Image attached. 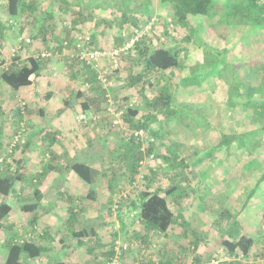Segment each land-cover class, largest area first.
<instances>
[{
  "label": "rangeland",
  "instance_id": "374dc122",
  "mask_svg": "<svg viewBox=\"0 0 264 264\" xmlns=\"http://www.w3.org/2000/svg\"><path fill=\"white\" fill-rule=\"evenodd\" d=\"M4 4L6 0H0V23L5 30L4 37L0 39V57L5 56L8 61L13 62L12 49L20 40L29 37L31 43L16 54L21 61H28L31 56L46 49L47 44L41 38H34L29 28L20 32L18 22L12 26V18L2 7ZM72 9L73 14L68 19L70 25L71 21L78 17V13L83 14L87 20L86 25L81 28L85 27L87 34L95 33L97 42H101L106 49H111L117 44L115 37L128 35L131 31H139L138 27L129 22L126 23L127 28L118 27L117 23L124 13L130 18H136L139 24L145 23L144 29L137 32L138 35L134 37L135 41L143 35L146 36L147 42L151 41L154 46L165 42L166 46L173 47L182 38L192 35L193 43L188 44L190 48L184 57V67L168 73L163 80L182 87V93L175 103L177 114L163 123H159L161 118L156 120L158 121L156 124H151V127L160 129L159 136L155 137L154 141V157L146 155L135 177V183L132 186L126 184L125 187L129 177L135 175L132 172L134 165L132 158L124 156L126 144L121 140L110 148L105 141L106 134L101 133L102 128L98 129L94 124H84L79 121L82 108L76 93L81 87V80L76 79L78 71L66 63L65 53H61L51 59L48 68L35 84L24 88L22 92L11 89L9 95L6 88L10 86L2 82L0 97L6 102H11L12 93L15 92L16 104L23 111H26L27 105L32 109L28 112L31 122L23 123L26 131L16 149L12 152L8 151L17 130H14L11 137L5 135L2 140V144H6L5 152H0V157H5L3 170L7 169L5 166L9 163L8 166L14 171L20 159H23L26 163L27 160L37 163L33 167H37L40 171L42 165H47V159L52 153H57V160L61 161L59 166H62L58 170L64 172L51 171L42 178L53 182V189L59 191L61 196L58 201H50L45 205L49 206L46 207L47 210L56 209L60 221L68 222L70 218L68 204L75 205V203L68 201V204L66 202L63 206L65 199L68 198L65 191L69 189L71 184L69 181L72 178L83 180L75 172H65L63 166L70 160L69 158L78 154L75 148L79 151L85 139L90 137V146L80 151L83 156L80 160L93 164L100 168L101 172L108 170L105 176H98L105 177L113 185L112 192H108L107 187H104L102 192L96 189L97 199L103 201L106 196L115 192L113 187L117 190L119 185L123 186L120 189L122 191L114 195L112 201L114 209L112 211L110 208L106 209V219L102 221L105 223L96 217H90L86 211L81 213V220L74 217L71 221L75 228L81 223L83 228L92 230V235L88 238L95 236V242H88L90 250H87L88 256L95 257L92 262L100 264L103 261L104 243L119 240L123 245L128 243V247L123 251L122 264H147V260L150 264H157L163 256L173 258L176 264H196L195 257L205 254H210V257L215 255L214 259L220 258V264L233 262L264 264V162L260 161L264 151L255 148L259 127L252 118L255 114L254 106L240 104L245 94L248 102L254 101L252 87L260 86L262 93L264 92V70L260 68L261 62L264 63V0H213V7L207 14L190 15L185 24L176 21L171 3H162L161 0H75ZM58 13L59 11L56 12ZM57 19L59 27L62 24L59 15ZM166 32L168 35H165ZM101 33H104L102 38H100ZM130 43L132 40H128L120 48L125 49ZM261 58L262 61L259 60ZM125 63L126 58L124 60L121 57L120 67ZM97 64L99 74L104 75L112 71L111 63L107 58L100 59ZM8 65H10L8 62L0 65V71L9 67ZM74 73L76 77L73 76ZM124 75L122 71L121 79H118L115 73H111L110 87L105 88L109 90L115 107L118 101L125 97H128L125 103L139 105L140 112L135 118L138 123L149 109L138 96L137 91L128 88L125 84ZM48 92H53L51 93L53 96L46 98ZM68 97L71 106L67 108L65 100ZM44 103L46 104L43 105ZM41 108L48 112L41 115L39 112ZM1 116L0 127L3 129L4 113ZM122 123L121 117L120 124L123 125ZM14 124L16 127L17 120ZM118 127L115 131L119 133L127 131V127L123 128L120 125ZM90 131L92 134L88 135ZM55 134L59 142L56 144V141L50 147ZM113 134L110 133L107 137L110 138ZM132 134L133 131L128 132V136L131 137ZM237 134L241 135L235 136ZM99 135H104V138H98ZM224 135L230 136V142L222 146L223 148L217 147L218 142L224 141ZM96 136L97 141L92 142L93 137ZM149 139L154 137L146 133L142 146L146 148L151 141ZM27 141H30V144L24 149ZM111 141L114 143L113 138ZM182 144L187 146V149L179 150L183 151L182 154L190 150L189 146L192 151H198L199 154L196 157L191 155L187 159L197 171V175L195 177L189 173L185 181L173 176V170L168 168L170 166L165 156L169 154L167 148L176 150V147L179 149ZM130 145L132 152L137 151L135 142H131ZM111 152L113 157L109 155ZM207 154L209 156L204 158ZM126 159H130L128 165ZM30 164L32 166V163ZM3 170H0V173ZM143 175L153 178L149 181L150 187L153 188L161 187L166 190L172 185L177 186V190L168 197V202L175 212L176 222L167 235L147 231L140 222L139 211L131 206V199L139 200L140 186L148 183ZM26 191L27 189L24 190L25 193ZM252 192L253 196L249 197ZM25 196L27 197V195L20 196L19 200L22 201ZM106 200L111 199L108 196ZM7 201L11 204L14 202L11 197L7 198ZM222 212L226 213L227 217L223 223H220L219 215ZM8 217L10 219L12 214ZM121 220L125 223L124 229L121 228ZM72 226L68 230H73ZM232 229L235 231L233 232L235 237L241 233L254 236L257 252H254V247L247 255L241 254L235 258L226 255L225 248L220 247L216 241ZM2 230H4L2 234L6 233L9 242L19 239L15 231L6 232L7 227L6 230L5 228ZM102 230L106 232L103 234ZM115 230H120L116 239L112 235ZM66 231L54 234L51 243L62 239L59 244L76 245L75 241L72 242L71 233ZM138 233L142 237L145 234L148 242L146 245L140 235L136 237ZM1 247V255H5L6 249L3 245ZM62 251L64 252L62 254L68 257L69 247ZM132 252L136 254L135 259L126 263V256ZM216 262L217 260L209 264ZM26 263L39 264V261L37 258L28 259Z\"/></svg>",
  "mask_w": 264,
  "mask_h": 264
},
{
  "label": "trees",
  "instance_id": "16d2710c",
  "mask_svg": "<svg viewBox=\"0 0 264 264\" xmlns=\"http://www.w3.org/2000/svg\"><path fill=\"white\" fill-rule=\"evenodd\" d=\"M161 1L162 3H171L173 15L176 21L184 24L188 22L190 15H205L213 7V0ZM74 2L75 0H6V4H4L2 7L9 17L12 18V26L16 25L17 22L19 23L18 29L20 32L28 30L29 28L30 33L34 38H41L47 44L46 49L53 51L59 50L60 53H65L64 56L66 63L78 71V77L75 76V73L73 76L76 77L77 80H81V87L76 93V97H79V102H81V113H91L92 115L97 116L96 119H91L89 124H94L98 129L102 128L101 133L104 132V134H106L107 139H105V141L110 148H112L115 143L124 140V144H126L124 146L126 148V153L124 156L126 158H132L134 162V165H132V172H134L135 175L133 174L127 181L128 184L132 186L135 183V177L140 171L139 168L141 167L146 155H150V157L153 155L154 157V141L156 140L155 137L159 136L160 129L151 127V124H156L158 122L156 120L161 118L162 120L159 123H163L177 114V106L175 103L182 93V87L177 84H173V82H166L163 80L164 77L168 75V73L173 72L180 67H184V57L186 54H188V48H190L188 44L192 45L193 43L191 38L192 35H187L185 38H182V40L177 42V45L173 47L166 46L165 42L159 46H154L151 41H149V43L147 42L145 39L146 36L141 35V37H138L136 41H134L131 47L121 53L119 58L120 60L121 57H123L124 60L126 58V63L115 70L112 69V71L105 73L104 76L109 82L112 80L111 73H115V77L121 79L120 74H122V71H124L125 75L123 77V81L128 86V88H134L137 91L138 96L143 100L149 111L144 114L143 119L140 118L139 122L137 123L135 118L139 115L140 107L135 103L131 105L125 103V100H128V97H125L119 100L118 103L116 102L117 110L121 113V117L123 119V125L120 123L116 124L114 122L115 116L108 114L109 90L103 86L99 74L100 72L95 69L91 63L79 60V58L75 55L77 47L73 43L72 34H87L88 32L85 27L81 28L83 25H86L85 21L87 20L86 16L83 14L78 13V17L71 21V25L68 22L69 17H71L70 15L73 14L72 8ZM57 11H59L58 14H56ZM58 15L62 22L59 27L57 24ZM137 21L138 20H136V18H130L124 13L117 25L118 27L127 28L128 25L126 26V23L129 22L132 25L138 27L139 31H142L145 27V23L139 24ZM1 25L2 24L0 23V39L5 35V30L3 29L4 26ZM139 31H131V33L128 35L115 37L117 44L112 48H120V46H123L128 40L135 39L134 37L138 35L137 32ZM89 35H91L90 46L93 48L105 47L101 45V42H97V35L95 33H89ZM102 35H104V33H101L100 38H102ZM165 35H168V32H166ZM64 41H67L68 45L63 44ZM46 49H42L41 51ZM16 56L17 55L13 56L12 64L9 67L4 68L0 73V79L9 84L15 90L33 85L43 74L44 70L48 68L52 59L37 58L36 55H33L28 59V61H21V58ZM259 60L262 61L263 58ZM263 64L264 63L261 62L260 68L264 70ZM252 89L254 91V101L248 102L247 94H245V97H242L240 104H244L248 107L254 106L255 114L252 118L259 127V129H257L255 148L258 151L259 149L264 151V92L262 93L260 86H254ZM51 93L53 92H50V96ZM65 104L67 108L71 106L70 97L66 98ZM22 111L23 109L20 110L19 115L21 119L17 123L15 130L24 128V131H26V126L24 127L23 125L25 121L23 116H21ZM119 125L123 128L127 127V133H119L118 131H115L116 128H119ZM139 129H144L146 133H150L154 137L152 140L149 139L151 141L146 148L142 146L144 142V136L142 137L136 135V131ZM130 131L134 132L131 137L128 136V132ZM110 133L114 134L108 138L107 135ZM56 134L52 137L50 147L57 141ZM238 135L241 134H237L235 136ZM229 137L230 136L224 135V141L218 142L217 147H222L225 146V144H228V142H230ZM98 138H104V135H99ZM98 138L97 136L93 137L92 142L97 141L96 139ZM112 138L114 143L111 141ZM131 142H135L137 151L132 152L130 149ZM29 144L30 141H27L24 149L27 148ZM181 146L179 149L176 147V150H170V148H167L169 150V154L165 156L170 166L168 168H171V171L173 170V176L185 181V179H188L189 173L195 177L197 175V171L193 169L187 159L190 158L191 155L196 157L199 154L198 151H192L191 146H189L190 150L185 153L186 155L182 154L183 151L180 152L179 150L187 149V146L185 144H182ZM224 149L229 150L230 148L224 147ZM109 155L113 157L112 152ZM57 156V153H52V156L47 159V165H42V170L40 171L37 167L26 165V163H24L25 160L23 159H20L19 165L14 171L8 166L9 163H7L5 166L7 169L0 173V196L6 197L13 193L18 182L29 179L31 181L30 184L37 185L41 182L42 177L47 173L61 169L62 166H59L61 161H59V159L57 160ZM208 156L209 154L205 155L204 158ZM128 160L130 159H126V164L128 163ZM260 161L262 163L264 162V156L260 157ZM63 167L65 172H75L82 180L88 183L93 182L99 171L96 167H94L93 164L89 162L77 161L74 159H70ZM107 171L108 170L103 171L104 176ZM143 176L145 180L148 181V183L140 186L139 200L137 198L131 199V206L133 209H137L139 211L140 222L147 231H154L167 235L171 226L176 222L175 212L168 202V197L177 190V186L172 185L166 190L161 187L153 188L150 187L149 184V181H152L153 178L149 177L148 175ZM127 182H125V184H127ZM251 195L253 196V192L250 193L249 197H251ZM36 204L37 203L23 204L22 208L25 211H30L31 208L36 206ZM11 210V204L7 203L6 201L0 203V229L3 228L4 220L7 218ZM71 211L74 212L73 209ZM226 217V213H220V223H223ZM121 222V228L124 229L125 223L123 220H121ZM118 232L119 230L113 231L112 235L115 239L118 237ZM233 232L235 231L232 229L223 236H220V238H218L216 241L217 244L220 247L225 248L226 255L232 256L233 258L238 257L241 254H249L255 245L254 236L247 233H241L235 237ZM236 232L238 231L236 230ZM88 234V230L83 229L81 233L77 234V237L87 236ZM139 235L140 233H138L136 237H139ZM142 238V241L144 240L146 245L148 242L145 234ZM114 243L115 242H113V244H111L107 250V253L109 254L107 257V262L115 254ZM102 246H104V244ZM43 252L44 247L37 244L32 236H24L22 239L8 243L7 257L4 264H27L26 260L38 258L43 254ZM210 256V254L200 256L197 255L195 257V262L196 264H209L212 261L218 260L217 258L214 259V257H216L215 255H213V257ZM209 257L212 258L211 261ZM57 264L65 263L59 262ZM147 264L150 263L147 262ZM157 264L176 263L173 261V258L163 256V259H161Z\"/></svg>",
  "mask_w": 264,
  "mask_h": 264
},
{
  "label": "crops",
  "instance_id": "0c3cea01",
  "mask_svg": "<svg viewBox=\"0 0 264 264\" xmlns=\"http://www.w3.org/2000/svg\"><path fill=\"white\" fill-rule=\"evenodd\" d=\"M1 54V53H0ZM9 63L10 65L12 64V60L8 61L7 58L5 56L0 57V63ZM3 65V64H0ZM8 65V66H10ZM2 82H4L2 79H0V88L2 86ZM5 83V82H4ZM7 84V83H6ZM35 84V83H34ZM33 84V85H34ZM9 85V84H7ZM31 85V86H33ZM10 86V85H9ZM11 87V86H10ZM7 87L6 90H15L12 87ZM29 87V86H27ZM27 87H23L18 89L21 92L24 90V88ZM1 90V89H0ZM16 91V90H15ZM11 91H9V95H10ZM15 93V92H14ZM14 93H12V101L11 102H6L2 97H0V120L2 118V114L4 113V120H5V126L0 127V152H5V148H6V144H2V140H4L5 135L8 137H11V135L13 134L14 130H15V126L16 124H14V121L17 120L18 121L21 119L20 117V110H22V108L16 104L15 102V97H14ZM53 96V95H51ZM50 96V92L46 93L45 97H51ZM46 103H44L43 105H45ZM30 107V106H29ZM28 105L26 106V111H22V115L24 121L26 122V124L28 122H31V117L28 115V112L31 111L32 109H29ZM19 109V110H17ZM40 114L44 115L46 114L48 111L45 109H40ZM14 117V118H13ZM25 117V118H24ZM12 128V130H11ZM92 132L90 131V134L88 133V135H91ZM88 139V140H87ZM85 139L82 147H80L79 151L78 149L75 148L76 152L78 154L73 155V157L69 158V159H74L77 161H85V160H80L83 158L81 156L82 153H80V151H82L84 148H87L89 146V141H90V137ZM59 141H57L56 144H58ZM3 149V150H2ZM59 154V152H58ZM61 160V159H60ZM26 163V161L24 162ZM30 163H32V166L37 165V163H34L32 160H27L26 165H31ZM31 166V167H32ZM96 167V166H94ZM97 168V167H96ZM98 174L95 177V179L93 180L92 183H88V182H84L81 181L80 179H75L76 177L72 178L71 181H69V189L67 191H65L68 195V198H66L64 204L68 201H72L73 203H75V205H69V213H70V218H68V222H64V221H60L57 218V213H56V209H50L47 210L46 207H49L48 205H45L47 203H50V201H55L58 199H60L59 196L60 192L59 191H55L53 189V182H51L50 180L46 179V178H42L41 182L37 185L35 184H30V180L27 179L26 181H21L18 182L16 184L15 190L13 193H11L9 196L3 197L0 196L1 200L0 203L5 201L9 204H11L10 202L7 201V198H12V210L9 214H12V217L9 219V217L7 216V218L4 220V226L2 229L7 227V231L9 230H13V232L15 231L17 235H19V239H22L24 236H32V238L34 239V241L43 246L44 247V252L43 254L37 258V260L39 261V264H57L59 262H64L65 264H96L95 262H92L94 260V258H91V256H88L87 254V250H90V248H88V242L92 241L95 242V236L93 238H88L89 236L92 235V230H88L87 228H83L81 226V223L77 224L79 226H77L78 228H75V226L73 225V223H71L72 219L74 217L78 218L79 220H81V213H83L84 211L88 212L90 215V217H96L98 218V220H100L101 222L104 221V219H106V209L110 208L111 211L114 209L112 207V201L114 198V195H116V193L123 188V186L119 185L117 188V190L113 187V189L115 190V192L111 195H108L109 198L111 199L110 201L106 200V197L108 196H104L105 198L100 200L97 199V192L95 191L96 189L99 190L100 192L103 191L104 187H107L108 192H112V184L110 180H107L105 177H99L101 175H103V172L100 171V168H97ZM58 173H63L62 170H56ZM68 175V174H66ZM73 175V174H72ZM99 175V176H98ZM104 176V175H103ZM123 184V182H121ZM128 184V182H127ZM88 185L90 187H88ZM124 185V184H123ZM125 187L127 186L126 184L124 185ZM27 189L26 193L24 192V190ZM113 190V191H114ZM122 191V190H121ZM23 195H27V197L25 196V199H23L22 201L19 200L20 196ZM27 203H37L36 206H34L33 208H31L30 211H25L23 210V204H27ZM108 203V204H107ZM57 205V204H56ZM62 206V208H63ZM73 209L74 212H72L71 210ZM119 210V214L121 215V211ZM25 211V212H24ZM8 214V215H9ZM119 215V216H120ZM118 217V216H117ZM121 217V216H120ZM108 218V217H107ZM105 223V222H102ZM73 225V226H72ZM74 227V229L76 230H68L69 228ZM0 229V264H4L6 261V257H7V251H8V243H9V238L6 236V233L3 235L2 234V230ZM61 229H65L67 230V233H71L72 236V242H76V245H71V246H67L66 244H59L60 241H62V239H60L59 242L55 243H51V238L54 234L57 233H62L65 230H61ZM83 229H87L89 234L87 236H78V233H81V231ZM122 231V229H121ZM103 234L106 232V230H102ZM120 233V230L118 232V234ZM97 236V234H96ZM87 240V241H86ZM54 241V240H53ZM105 246L102 249V253L103 255H105L104 259L102 262H100V264H106L107 262V257L109 256V254L107 253V250L109 248V246L111 244H113V242L111 241L110 243H104ZM1 245H3L6 249V254L5 255H1L2 252V247ZM66 247H69V253H68V257L63 255L62 253H64L62 250H64ZM255 247V246H254ZM253 247V248H254ZM91 249H94V247H91ZM254 252H257V249L255 247ZM86 253V254H84ZM84 255H86L84 257ZM136 254L134 252L130 253L129 255L126 256L125 260L126 263H128L129 261L135 259ZM227 256L225 255L224 258H226ZM143 258V257H142ZM138 260V259H137ZM219 260H221L219 258ZM3 261V262H1ZM84 261V263L82 262ZM100 261V260H99ZM41 262V263H40ZM148 262V260H147ZM98 264V263H97ZM226 264V263H225ZM229 264V263H228ZM231 264H242V263H238V262H233Z\"/></svg>",
  "mask_w": 264,
  "mask_h": 264
},
{
  "label": "built area",
  "instance_id": "2783aa9c",
  "mask_svg": "<svg viewBox=\"0 0 264 264\" xmlns=\"http://www.w3.org/2000/svg\"><path fill=\"white\" fill-rule=\"evenodd\" d=\"M31 39L25 38V40H20L19 43H17L14 48L12 49L13 51V56L17 54L20 50H22L26 45L31 43ZM135 39L132 40V43L127 44L128 46L123 49V48H111V49H106V48H93L90 46L91 42V35L89 34H74L73 35V43L76 45L77 50H76V57L79 58V60L86 61L88 63H91L95 69L98 70V61L100 59H108L111 63L112 69H117L120 67V55L121 53L131 47L134 43ZM63 44L68 45L67 41H64ZM61 55L59 50H43L39 52L36 56L37 58H53V57H58ZM2 71H0L1 73ZM100 78L102 80V83L104 84V87H109L110 82L105 78L103 74H100ZM108 99H109V105H108V114H112L115 116L114 122L120 123L121 121V113L117 110V107L114 106V103L112 101L111 95L108 93ZM96 119L97 116L87 113H81L79 115V121L84 122V124H88L91 119ZM24 128L17 130L16 133H14L13 136V141L9 144V152H12L13 149L16 148L18 144L22 141V137H24ZM146 132L144 129H140L136 131V135L139 136H144L145 137ZM152 140V139H151ZM153 157V155L151 156ZM5 157L1 156L0 157V170H3L4 162H5ZM128 247V243L126 244H121L119 240H116L114 243V250L115 254L114 256L106 262V264H122V258L124 256V250ZM216 264H220V261L217 260Z\"/></svg>",
  "mask_w": 264,
  "mask_h": 264
}]
</instances>
